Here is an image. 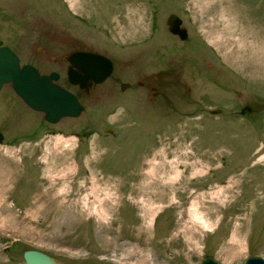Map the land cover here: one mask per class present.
Returning a JSON list of instances; mask_svg holds the SVG:
<instances>
[{
	"label": "rangeland",
	"instance_id": "obj_1",
	"mask_svg": "<svg viewBox=\"0 0 264 264\" xmlns=\"http://www.w3.org/2000/svg\"><path fill=\"white\" fill-rule=\"evenodd\" d=\"M120 1L114 6L111 0H35L30 9L22 5L21 15L56 35L109 34L115 52L129 54L140 49L138 39L148 24L137 19L144 7L127 9L126 0ZM183 1L184 8L193 1L207 13L197 28L208 43L219 42L225 48L224 69L240 82L243 95L264 98V0ZM218 11L224 12L220 19L215 16ZM2 13L1 40L30 33ZM149 43L155 40L150 38ZM36 44L32 41V50L22 52L23 61ZM149 64L146 71L157 69L153 54ZM100 108L98 112L107 113L112 105ZM40 118L41 113L29 108L9 84L2 86L0 264H23L22 252L28 247L62 262L77 261L76 256L88 251L94 255L89 264H200L206 254L224 264H242L250 252L264 257V111L229 121L220 132L212 128L210 133H196L192 142L186 140L184 129H207L220 121H182L174 143L169 138H174L177 127L171 128L173 133L166 129L164 143H156L148 158L139 159L146 162L141 166H146V176L136 186L138 194L123 184V168H118L113 182L95 168L75 165L69 157L76 145L72 138L66 143L60 136L47 137L36 150L30 139L33 128L41 129L38 137L43 139L45 127H64L47 126ZM103 125L110 127L107 120ZM130 160L134 162L129 169L140 167L136 158ZM41 161H47L40 175L46 176L52 196L32 194L41 184ZM193 204L206 218L204 228L192 222Z\"/></svg>",
	"mask_w": 264,
	"mask_h": 264
},
{
	"label": "flooded vegetation",
	"instance_id": "obj_2",
	"mask_svg": "<svg viewBox=\"0 0 264 264\" xmlns=\"http://www.w3.org/2000/svg\"><path fill=\"white\" fill-rule=\"evenodd\" d=\"M111 1L116 6L115 0ZM134 1H125L129 4L127 9L144 7L142 16L137 19L148 26L139 36L140 49L129 54L116 53L109 34H104L105 38L99 35L75 38L68 34L49 33L42 30L40 25L39 28L34 27L37 21L32 17L25 19L21 15V7H26L25 10L32 8L35 0H0L2 16L30 31L15 33V38L9 42L0 41L1 46L14 52L20 66L30 65L41 76L56 74L52 82L74 95L82 106L77 116H64L56 122H49L43 112L33 109L41 113L40 119L45 125L64 126L56 129L45 127L43 139L38 137L41 129L37 126L33 128L30 139L35 141L34 148H40L47 137L60 136L66 143L72 138L76 145L70 150L73 153L69 157L74 159L75 165L82 169L95 168L113 182L117 178L116 171H120L118 168H123V184H127L131 193L138 194L140 189L136 186L146 176L143 173L146 166L141 167L146 162L142 160L141 163L139 159L148 158L156 143L159 146L164 143L166 129L173 133L171 128L177 127L174 138H169L174 143L175 137L181 132L179 127L182 121H203L207 118L220 121L215 127L207 129H184L182 133L188 137L186 140L192 142L196 133H210L213 132L212 128L220 132L227 129L229 121L239 122L245 117L260 115L264 111V98L245 97L240 82L225 71L226 50L218 45L219 42L208 43L204 33L197 28L208 16L206 12L199 11L195 2L191 1L192 9H187L182 6L183 0H136L133 6ZM6 7L13 11H8ZM223 14L218 11L215 16L220 19ZM150 38L155 40V44L149 43ZM32 41L37 42V46L28 60L23 61L22 52L32 50ZM75 54L79 66H74L70 60ZM150 54L156 58L157 69L148 72ZM90 55H97L98 58L91 59ZM85 65L90 68V72L94 71L93 76L83 72ZM108 65L111 66L108 75L96 81V77L103 76ZM70 71L77 73L76 83L70 80ZM4 84L12 88L11 83ZM107 104L112 105L110 112H98L102 110L100 107ZM88 109L92 112H86ZM106 120L110 127L103 125ZM96 121L101 124L94 123ZM151 126L158 128L152 129ZM131 158H136L141 163L140 167L129 169L127 165L134 162ZM46 163L41 161L39 164V175L43 170L42 165ZM39 177L40 187L32 194L52 196V187L48 186L46 176ZM93 257L87 251L83 256H76L77 261L74 262H62L54 258L65 264H89Z\"/></svg>",
	"mask_w": 264,
	"mask_h": 264
},
{
	"label": "water",
	"instance_id": "obj_3",
	"mask_svg": "<svg viewBox=\"0 0 264 264\" xmlns=\"http://www.w3.org/2000/svg\"><path fill=\"white\" fill-rule=\"evenodd\" d=\"M0 41V88L4 83H11L14 93L31 109L44 113V117L49 122H56L64 116H77L82 110L76 97L70 92L62 89L52 82L57 75H39L36 69L30 65L20 66L18 57L8 47L1 46ZM89 56V55H88ZM77 55H73L71 62L74 66L80 64L75 60ZM92 55H90V58ZM94 60L97 55L92 57ZM91 58V59H92ZM111 66L108 65L103 76L96 78V81L102 80L110 72ZM84 67L87 76H93L94 71ZM76 72L70 71L69 77L73 83L78 81ZM4 136L0 132V145L3 144ZM23 264H64L48 254L36 250L25 249L22 253ZM200 264H224L214 256L206 254L202 257ZM243 264H264V257L260 254L250 252L245 258Z\"/></svg>",
	"mask_w": 264,
	"mask_h": 264
},
{
	"label": "bare ground",
	"instance_id": "obj_4",
	"mask_svg": "<svg viewBox=\"0 0 264 264\" xmlns=\"http://www.w3.org/2000/svg\"><path fill=\"white\" fill-rule=\"evenodd\" d=\"M79 53V52H78ZM80 54V53H79ZM84 54V53H83ZM80 60V59H79ZM92 67V66H90ZM106 68V67H105ZM104 68V69H105ZM81 70V69H79ZM97 78V77H96ZM92 80V79H91ZM219 192L216 193V195H218ZM218 198V197H216ZM190 217L192 218V222L193 223H197L199 226L201 227H205L206 226V218L205 216L202 215V213L200 212V209L197 207L196 204H193V206H191L190 212H189Z\"/></svg>",
	"mask_w": 264,
	"mask_h": 264
}]
</instances>
